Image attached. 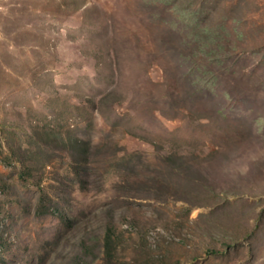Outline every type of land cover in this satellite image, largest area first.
<instances>
[{
  "label": "rangeland",
  "instance_id": "1",
  "mask_svg": "<svg viewBox=\"0 0 264 264\" xmlns=\"http://www.w3.org/2000/svg\"><path fill=\"white\" fill-rule=\"evenodd\" d=\"M0 264H264V0H0Z\"/></svg>",
  "mask_w": 264,
  "mask_h": 264
},
{
  "label": "trees",
  "instance_id": "2",
  "mask_svg": "<svg viewBox=\"0 0 264 264\" xmlns=\"http://www.w3.org/2000/svg\"><path fill=\"white\" fill-rule=\"evenodd\" d=\"M113 229L112 227H108L107 231L105 233V238H104V260L107 263H112L114 260V252H115V247H114V239H113Z\"/></svg>",
  "mask_w": 264,
  "mask_h": 264
}]
</instances>
